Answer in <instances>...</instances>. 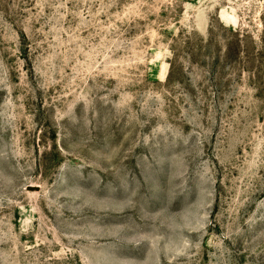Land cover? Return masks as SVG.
<instances>
[{
  "label": "rangeland",
  "instance_id": "374dc122",
  "mask_svg": "<svg viewBox=\"0 0 264 264\" xmlns=\"http://www.w3.org/2000/svg\"><path fill=\"white\" fill-rule=\"evenodd\" d=\"M0 264H264V0H0Z\"/></svg>",
  "mask_w": 264,
  "mask_h": 264
}]
</instances>
